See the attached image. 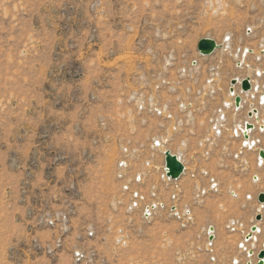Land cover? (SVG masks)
I'll use <instances>...</instances> for the list:
<instances>
[{"label":"rangeland","instance_id":"1","mask_svg":"<svg viewBox=\"0 0 264 264\" xmlns=\"http://www.w3.org/2000/svg\"><path fill=\"white\" fill-rule=\"evenodd\" d=\"M263 64L264 0H0V264H257Z\"/></svg>","mask_w":264,"mask_h":264},{"label":"water","instance_id":"2","mask_svg":"<svg viewBox=\"0 0 264 264\" xmlns=\"http://www.w3.org/2000/svg\"><path fill=\"white\" fill-rule=\"evenodd\" d=\"M219 48H220V45H218L216 41L212 39H208V38L201 39L197 46L199 54L204 57L213 55L216 52V50H218ZM231 85H232V89H231L232 94L235 93L234 87H236L237 85L241 86V90L243 93H249L253 88L250 78L244 79L242 81H239L238 79H234L231 82ZM241 105H242V98L241 96L236 95L235 107L237 109H240ZM257 114H258L257 110H253L251 113H249V117L252 118L254 116H257ZM254 129H255V126L253 124L246 123L245 131L243 132V135L246 141L250 139L249 133L253 131ZM261 129L264 130V126H262ZM164 155H165V171H166L167 177L171 180L180 179L185 172V166L183 162L177 155L172 154L170 151H166ZM259 157L260 159L264 160V150L263 149L259 151ZM258 202L264 205V193H261L258 196ZM262 220H263V216L257 215L256 221L262 222ZM210 232L213 233L214 228L211 227ZM259 232H260V229L257 227V225H254L251 228V232L247 235L246 241L247 242L250 241L253 238V235ZM249 255L254 256V252L250 251ZM257 258H258L257 264H264V250H261L259 252V254L257 255Z\"/></svg>","mask_w":264,"mask_h":264},{"label":"crops","instance_id":"3","mask_svg":"<svg viewBox=\"0 0 264 264\" xmlns=\"http://www.w3.org/2000/svg\"><path fill=\"white\" fill-rule=\"evenodd\" d=\"M204 57V56H203ZM208 57V56H207ZM264 67V64L261 65ZM198 92H206V88L203 85L198 86ZM218 93V92H217ZM221 92H219V96L212 95L211 100L203 102V100L199 99L198 97V129H200V132L205 134L207 132V125H208V119L215 114L219 109L223 108L222 106L225 104V97L224 95H220ZM201 98H203L201 96ZM216 98V99H215ZM227 113V111H226ZM249 116V114H248ZM202 134V135H203ZM199 151V150H198ZM217 153L215 155H219V151H216ZM174 154V153H173ZM198 158V169L201 167V164H199ZM210 168L212 172H219L220 171V163L217 159H212L210 163Z\"/></svg>","mask_w":264,"mask_h":264},{"label":"bare ground","instance_id":"4","mask_svg":"<svg viewBox=\"0 0 264 264\" xmlns=\"http://www.w3.org/2000/svg\"><path fill=\"white\" fill-rule=\"evenodd\" d=\"M256 89V88H255ZM237 92V91H236ZM231 93V92H230ZM230 95H232V94H230ZM238 95V94H237ZM236 97V96H235ZM228 105V104H227ZM256 117V116H255ZM261 130V129H260ZM243 131V130H242ZM264 131V130H263ZM247 143V142H246ZM254 145V143H249V145L248 146H250V148L252 147ZM255 146V145H254ZM159 147V146H158ZM161 147H163V145L161 146ZM160 147V148H161ZM254 148V147H253ZM163 150V149H162ZM165 151H167V149H164L163 150V154L165 153ZM162 152V151H161ZM179 157V156H178ZM164 158H165V156H164ZM180 158V157H179ZM264 163V160H262V159H260V164H263ZM185 173V172H184ZM257 177V176H256ZM168 178V177H167ZM256 181H258L259 180V177H258V180H257V178L255 179ZM263 205V204H262ZM150 210H152V209H150ZM259 211H260V213H261V215L263 216L264 215V205L262 206V207H260V209H259ZM151 212V211H150ZM257 227L260 229V227L258 226V224H257ZM260 232H261V230H260ZM255 235V234H254ZM254 235H253V238H255L254 237ZM247 237V236H246ZM252 238V239H253ZM251 239V240H252ZM245 241H246V238H245ZM249 242V241H248ZM212 243V242H211ZM257 246V245H256ZM242 247L244 248V246L242 245ZM255 247V246H254ZM264 250V249H263ZM249 264H253L252 263V261H250L249 262Z\"/></svg>","mask_w":264,"mask_h":264},{"label":"built area","instance_id":"5","mask_svg":"<svg viewBox=\"0 0 264 264\" xmlns=\"http://www.w3.org/2000/svg\"><path fill=\"white\" fill-rule=\"evenodd\" d=\"M245 131V130H244ZM244 131H242V132H244Z\"/></svg>","mask_w":264,"mask_h":264}]
</instances>
